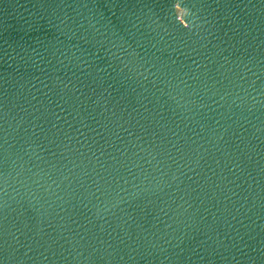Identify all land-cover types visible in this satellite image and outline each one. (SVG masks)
I'll return each mask as SVG.
<instances>
[{
    "label": "water",
    "instance_id": "1",
    "mask_svg": "<svg viewBox=\"0 0 264 264\" xmlns=\"http://www.w3.org/2000/svg\"><path fill=\"white\" fill-rule=\"evenodd\" d=\"M0 264H264V0H0Z\"/></svg>",
    "mask_w": 264,
    "mask_h": 264
}]
</instances>
